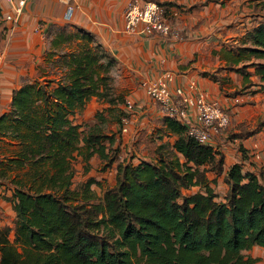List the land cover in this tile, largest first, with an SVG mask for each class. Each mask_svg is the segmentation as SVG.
<instances>
[{
	"label": "trees",
	"instance_id": "16d2710c",
	"mask_svg": "<svg viewBox=\"0 0 264 264\" xmlns=\"http://www.w3.org/2000/svg\"><path fill=\"white\" fill-rule=\"evenodd\" d=\"M72 43L76 50L59 52ZM52 46L46 61L57 71L15 90L0 117V187L10 186L16 213L14 240L9 228L0 231V264H253L244 252L264 248L259 177L238 163L225 170L222 152L169 117L163 124L172 144L138 163L120 161L116 136L101 125L106 111L118 123L125 117L117 116L123 98L113 92L116 61L84 31L60 32ZM230 53L232 70L249 79L253 68L264 89V21ZM93 98L109 107L83 130L75 117ZM75 152L87 171L94 157L105 171L116 164L115 184L102 197L94 179L73 188ZM210 174L224 175V199ZM190 189L198 191L185 195Z\"/></svg>",
	"mask_w": 264,
	"mask_h": 264
},
{
	"label": "crops",
	"instance_id": "0c3cea01",
	"mask_svg": "<svg viewBox=\"0 0 264 264\" xmlns=\"http://www.w3.org/2000/svg\"><path fill=\"white\" fill-rule=\"evenodd\" d=\"M22 1L21 14L17 16L15 10ZM130 1L80 0L71 20L66 21V7L59 0H0V22L5 21L7 29L0 38V117L10 109L15 90L36 81L46 70L57 71L53 62L46 61L57 34L84 31L117 63L112 71L114 96L134 104L128 132L120 133L121 128H115L117 137H122H116L118 148L129 145L130 140L137 141L140 135H146L156 146L174 142L175 137L166 134L160 107L142 87V82L155 81L169 71L176 76L172 91L183 89L193 95L191 85L195 84L211 101L222 103L231 115L228 132L210 144L224 154L225 170L242 164L244 172L256 174L264 184V128L258 129L264 117V90L258 76L250 72L252 68L247 70L251 76L246 79L231 66L230 50L246 34L241 5H224L217 0H152L166 8L176 32L175 37L164 38L126 30L124 12ZM10 15L15 22L7 21ZM76 44L64 45L59 52H72ZM50 78L58 76L52 74ZM235 98L242 102L234 103ZM107 107L109 104L91 99L75 117L76 123L94 121L96 114ZM117 107L123 109L121 104ZM190 115L195 117L193 111ZM209 177L218 181L224 175ZM12 195L10 188L0 191V231L9 228L11 241L16 220Z\"/></svg>",
	"mask_w": 264,
	"mask_h": 264
},
{
	"label": "built area",
	"instance_id": "2783aa9c",
	"mask_svg": "<svg viewBox=\"0 0 264 264\" xmlns=\"http://www.w3.org/2000/svg\"><path fill=\"white\" fill-rule=\"evenodd\" d=\"M66 7L65 20L70 21L80 0H59ZM15 10L21 14V6ZM16 16V17H17ZM126 30L146 36L175 37V30L169 21L166 8L152 0H131L124 12ZM7 21L15 22V17L8 16ZM173 72L165 71L155 81H144L142 87L149 98L160 107L164 117L174 118L187 127V134L200 144H210L217 137L226 134L231 125V115L219 101H211L208 95L199 91L195 84L191 90L195 93L187 95L183 89L172 91L171 85L175 80ZM242 100L235 98L234 103ZM126 113L122 119V132H128L129 114L134 110L132 101L125 103ZM195 113L191 118L190 113Z\"/></svg>",
	"mask_w": 264,
	"mask_h": 264
},
{
	"label": "rangeland",
	"instance_id": "374dc122",
	"mask_svg": "<svg viewBox=\"0 0 264 264\" xmlns=\"http://www.w3.org/2000/svg\"><path fill=\"white\" fill-rule=\"evenodd\" d=\"M219 2H223L224 5L226 3H239L241 5V8H243V13L245 15L244 19V26L243 29L246 30V32L251 30L253 27H256L260 22L264 21V0H217ZM248 21V22H247ZM250 24V25H249ZM6 29V23L5 21L0 22V38L5 36ZM1 41V39H0ZM250 72H255V70L252 68ZM45 78H47L46 74L41 76L39 74L38 80L42 81ZM264 90V89H262ZM122 108L125 110V102L121 103ZM117 116L120 114H124L127 116V113L123 111V109L117 107ZM119 108V109H118ZM104 110V108L102 109ZM101 110V111H102ZM106 122L102 125L103 130L108 135H115L117 137V132H115V128L119 129L121 128L120 133L122 132V123H118L116 121V115L110 114L108 111L104 113ZM130 116V115H128ZM96 122H83V130H88V128L92 125H94ZM114 129V130H113ZM122 138L121 135L117 137ZM135 140V139H134ZM156 147V143L153 141H149L146 135H140L139 139L137 141H129V145H125L123 148L119 147V160L120 161H131L133 163H138L140 160L144 159H150L154 155V149ZM80 152V151H79ZM76 160L74 161V178H73V188H78L79 186L83 185L89 180H96L98 184L93 185V189L95 190L96 194L100 197H102L103 192L105 189L112 187L115 184V176H116V164L108 169L103 170V163L99 160L98 157H94L90 161V168L89 171L86 170V165L83 162V159L81 155L78 152H75ZM15 174V171L8 172V175L11 177ZM218 178L215 180V184L212 185L214 190L217 192L219 196V200L224 199V196L227 191V186H225V183L223 181V177L217 181ZM10 188L8 185H3L0 187L1 192H6L7 189ZM198 191V189H190L185 190V195L192 194L194 192ZM244 257L246 259L253 260V264H264V248L261 247H254L250 251L244 252Z\"/></svg>",
	"mask_w": 264,
	"mask_h": 264
}]
</instances>
